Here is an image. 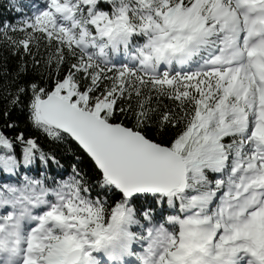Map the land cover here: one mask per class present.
Instances as JSON below:
<instances>
[{
    "label": "snow or ice",
    "instance_id": "obj_1",
    "mask_svg": "<svg viewBox=\"0 0 264 264\" xmlns=\"http://www.w3.org/2000/svg\"><path fill=\"white\" fill-rule=\"evenodd\" d=\"M0 264H264V0H7Z\"/></svg>",
    "mask_w": 264,
    "mask_h": 264
},
{
    "label": "trees",
    "instance_id": "obj_2",
    "mask_svg": "<svg viewBox=\"0 0 264 264\" xmlns=\"http://www.w3.org/2000/svg\"><path fill=\"white\" fill-rule=\"evenodd\" d=\"M35 2L40 5L43 4V0H35ZM15 16L16 14L10 11L7 0H0V18H11L14 20Z\"/></svg>",
    "mask_w": 264,
    "mask_h": 264
}]
</instances>
